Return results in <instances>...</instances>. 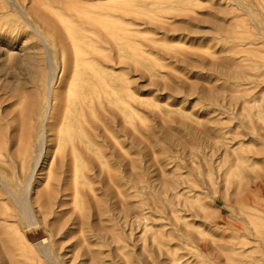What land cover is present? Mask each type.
Wrapping results in <instances>:
<instances>
[{"label":"rangeland","instance_id":"374dc122","mask_svg":"<svg viewBox=\"0 0 264 264\" xmlns=\"http://www.w3.org/2000/svg\"><path fill=\"white\" fill-rule=\"evenodd\" d=\"M84 59L116 63L118 147L99 199L58 214L59 264H264V0H0L4 179L36 138L31 106L66 96ZM48 234L0 264H52Z\"/></svg>","mask_w":264,"mask_h":264},{"label":"bare ground","instance_id":"6f19581e","mask_svg":"<svg viewBox=\"0 0 264 264\" xmlns=\"http://www.w3.org/2000/svg\"><path fill=\"white\" fill-rule=\"evenodd\" d=\"M118 39L116 36L115 45ZM83 63L87 65L84 68L76 64L73 70H65V77L71 73L66 96L59 90L54 91L51 85L46 93V105L40 108L36 104L31 106L27 114H38V132L35 139L30 138L26 146L17 150L24 154L21 170L12 155L9 156V165L13 169L8 171L2 166L7 174L4 175L6 179L2 177L3 173L0 174V196H8L17 210L6 207L0 211V261L8 255L14 260L16 250L34 246L27 238L31 241L43 232L49 233V237L45 236L37 243L38 250L50 263L59 264L50 243L56 237V225L61 223L57 220L58 214L68 206L70 198L73 202L83 196L93 202L99 199L106 177L104 143L112 156L118 147L119 83L114 72L116 63L110 65L105 76L90 60L84 59ZM87 71L92 74L87 76ZM0 130L3 132L2 127ZM46 168L49 175L42 178L40 174ZM53 172L56 174L54 180ZM112 172L110 169L111 179ZM89 178H92L90 196L84 191ZM80 221L85 225L84 219ZM23 230L28 231L27 235H23ZM1 232L5 233V239ZM5 245L11 249H6Z\"/></svg>","mask_w":264,"mask_h":264}]
</instances>
